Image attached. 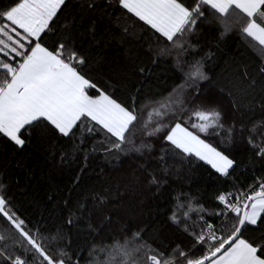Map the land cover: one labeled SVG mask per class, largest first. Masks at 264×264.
<instances>
[{"label": "snow or ice", "instance_id": "6c2138e0", "mask_svg": "<svg viewBox=\"0 0 264 264\" xmlns=\"http://www.w3.org/2000/svg\"><path fill=\"white\" fill-rule=\"evenodd\" d=\"M122 20L132 25L121 26ZM104 22L115 24L118 43L128 45L120 70L108 74L92 66L84 50L85 43L102 46L97 31ZM205 26L221 39L230 33L249 38L264 57V0L0 5V140L18 152L41 146L53 166L57 157L68 159L64 145L84 152L86 162L98 143L117 163L133 160L132 190L153 196L163 195L179 171L176 162L202 163L231 178L239 162L230 149L238 140L264 164V60L254 70L238 68L222 83L208 71L215 53L199 44ZM167 60L179 81L166 95H146L150 65ZM257 110L259 121L249 116ZM125 195L117 187L115 194L103 189L85 201L66 202L61 226L34 230L0 178V264H264V175L246 190L235 184L221 189L211 206L190 192L174 194L167 223L176 239L164 248L144 239L147 224L120 202ZM81 226L78 235L88 239L73 244L72 229Z\"/></svg>", "mask_w": 264, "mask_h": 264}, {"label": "trees", "instance_id": "16d2710c", "mask_svg": "<svg viewBox=\"0 0 264 264\" xmlns=\"http://www.w3.org/2000/svg\"><path fill=\"white\" fill-rule=\"evenodd\" d=\"M8 2L9 0H0V5ZM78 3L79 0H73V7ZM124 24L131 26L132 22L122 20L121 26ZM118 37L116 25L110 26L104 22L99 24L97 31V38L102 46L93 48L87 43L84 44L85 54L89 56L91 65L102 73L119 71L120 66L124 64L122 53L124 47L128 45H120ZM199 44L203 50L210 49L215 53L213 59L208 62V71L222 83L231 79L238 68L242 70L243 66H247L250 70H254L261 64V60H264V57L257 52L254 42L239 33H230L221 39L214 29L205 26ZM178 81L179 74L172 66L171 60L162 61L150 65V75L143 92L158 98L166 95ZM147 116L148 112L145 110V118ZM249 116L259 121L261 113L257 110ZM249 116L243 117L245 123L249 122ZM259 133L258 128L256 134ZM96 147L98 151L92 153L85 162L84 152L72 153L71 145H64L65 150L69 152L68 159L61 163L57 157L53 166L49 153L41 146L33 144L26 151L18 152L11 145L0 140V178L6 179L9 183L14 202L21 215L31 222L30 227L35 230L37 226L41 229L61 226L62 218L66 217L69 210L66 202L71 205L77 201H85L103 189H111L115 194L119 187L121 191H127V195L123 196L120 202L126 209L139 214L147 224L144 239L154 247L164 248L176 239L167 223V214L173 207L174 194L180 191L190 192L198 195L205 205L211 206L215 195L221 189H232L235 184L236 187L246 190L256 178L264 175V164L253 159L251 149L246 143L238 140L235 147L230 149L239 162V167L231 178L220 177L210 166L202 163L193 167L190 164L181 165L176 162L174 171L175 169L179 171L169 178L170 183L165 187L163 195L153 196L151 191L140 187H136L135 191L132 190L131 173L136 167L133 160L123 158L122 163H117L103 154L98 143ZM17 162L22 166H18ZM77 177H79L78 184L74 183ZM126 184L129 185L128 189L124 187ZM180 199L182 202L186 200L183 196ZM186 210V208L180 209L179 214ZM83 231V226L72 229L73 244L85 243L88 237L78 235Z\"/></svg>", "mask_w": 264, "mask_h": 264}]
</instances>
